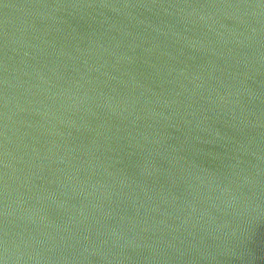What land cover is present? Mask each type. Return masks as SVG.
<instances>
[{"label": "water", "instance_id": "1", "mask_svg": "<svg viewBox=\"0 0 264 264\" xmlns=\"http://www.w3.org/2000/svg\"><path fill=\"white\" fill-rule=\"evenodd\" d=\"M0 264H264V0H0Z\"/></svg>", "mask_w": 264, "mask_h": 264}]
</instances>
